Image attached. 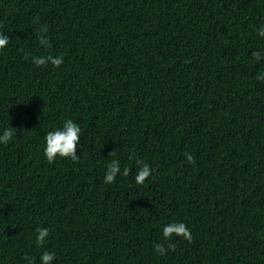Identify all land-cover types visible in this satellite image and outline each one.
I'll use <instances>...</instances> for the list:
<instances>
[{"label": "trees", "instance_id": "trees-1", "mask_svg": "<svg viewBox=\"0 0 264 264\" xmlns=\"http://www.w3.org/2000/svg\"><path fill=\"white\" fill-rule=\"evenodd\" d=\"M261 28L264 0H0V264H264ZM67 119L79 159L48 163Z\"/></svg>", "mask_w": 264, "mask_h": 264}, {"label": "clouds", "instance_id": "clouds-1", "mask_svg": "<svg viewBox=\"0 0 264 264\" xmlns=\"http://www.w3.org/2000/svg\"><path fill=\"white\" fill-rule=\"evenodd\" d=\"M46 31V29H45ZM259 35L264 36V28L259 30ZM46 39V38H43ZM40 42H42V40ZM8 43V37L0 34V48H3ZM253 58L259 60L261 57V53L253 52ZM33 62L37 65H44L47 62H51L54 66H59L62 63V57H53L48 55L46 57H33ZM258 79H264L261 76L257 77ZM16 130L11 126L3 129L2 134H0V144H7L15 135ZM81 129L78 124L74 123L71 119H67L61 128H57L51 131H48L45 134V147L43 149L44 156L48 163H52L57 156L63 158H70L72 161H77L79 159L78 155H76L75 150L77 148V142L80 140ZM111 155L112 153L109 152ZM185 158L189 163H194V157L190 153H185ZM130 159H134L133 156H130ZM138 165L137 174L135 176V181L138 184H143L146 178L152 175V170L147 163H144L141 160H136ZM129 173V169L126 167L123 170V173L120 172V164L119 161L113 159L107 166L104 181L107 184H111L114 182L117 174H122L127 176ZM36 243L38 245H42L45 242L46 237L48 236L47 228H37L36 229ZM163 237L167 241L168 238L173 236L174 234L177 236H181L189 242L192 241V235L190 230L186 227L183 222H172L163 227ZM155 250L163 254L166 249L163 244H155ZM169 248L174 247L171 243L168 244ZM54 259V253L43 252L41 254L40 260L41 264H51V261ZM31 264V261L29 262Z\"/></svg>", "mask_w": 264, "mask_h": 264}]
</instances>
